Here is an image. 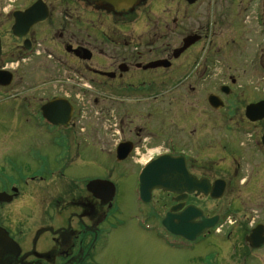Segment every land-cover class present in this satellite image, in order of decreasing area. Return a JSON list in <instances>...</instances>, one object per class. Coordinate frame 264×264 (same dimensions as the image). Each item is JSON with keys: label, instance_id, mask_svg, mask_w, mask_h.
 I'll return each mask as SVG.
<instances>
[{"label": "flooded vegetation", "instance_id": "flooded-vegetation-1", "mask_svg": "<svg viewBox=\"0 0 264 264\" xmlns=\"http://www.w3.org/2000/svg\"><path fill=\"white\" fill-rule=\"evenodd\" d=\"M164 1L0 0V72L9 74L0 81V264H136L120 262L113 246L128 219L159 250L188 255V264H264V214L255 207L264 117L245 114L264 98L252 99L239 74L213 73V57L230 66L234 51H244L243 26L232 21L223 32L216 25L209 39L207 25L180 39L177 10ZM210 2L224 12L255 7L251 30L264 35V0ZM34 5L32 17L40 18L31 23L22 14ZM188 36L197 39L179 52ZM211 126L225 136L215 145H234L235 157L211 159ZM229 131L245 137L232 140ZM245 140L262 159L242 150ZM163 158L166 166L184 163L182 178L208 190L142 194V172ZM175 176L173 168L156 173L181 189ZM235 179L239 187L229 193ZM217 180L223 191L214 198ZM126 197L138 211L124 213ZM195 209L215 222L193 239L163 223L170 214L174 228L184 225L186 213L191 232L201 222L193 215L190 223Z\"/></svg>", "mask_w": 264, "mask_h": 264}, {"label": "rangeland", "instance_id": "rangeland-1", "mask_svg": "<svg viewBox=\"0 0 264 264\" xmlns=\"http://www.w3.org/2000/svg\"><path fill=\"white\" fill-rule=\"evenodd\" d=\"M170 3H167V2ZM178 1V3H176ZM212 0H198L194 5H191L190 7L187 6V4L183 3L179 0H165V5L167 6L168 11L177 10V18H178V26H179V37L180 39L188 32H194L197 31L199 28H206L207 25H209V28L211 31H208L210 34L209 39L212 36L213 33V27L217 25L216 31L221 29L223 32H227L225 29V25H231L230 22L235 21L238 22V26L242 27L239 28V30H243L244 35L241 38V41H244L245 44L243 45V52L240 50L234 51L235 55L232 56L231 59H228V62H232L228 64L223 63V66H221V63H215V60L218 58L217 56L213 57V64L216 66V70L214 69L213 73L217 72L218 70H222L226 72L227 74L237 75L240 76V83L242 86L247 88L250 92H253L252 99L255 98H264V35L261 33V28L256 30H251V25H254L256 21L253 20V17L255 16L254 10L255 7L243 9L240 8L241 13L238 12L239 8L232 7L227 8L226 12H224L223 9H225V6H213ZM230 1V0H228ZM261 1V0H260ZM182 2V3H181ZM262 3V2H260ZM260 5V4H259ZM162 5H160V8ZM243 9V11H242ZM176 15V14H174ZM231 16L230 20L227 21L224 17V20L222 19L223 16ZM248 15L246 18H243L244 16ZM234 17V18H233ZM260 17L264 20V13L260 14ZM259 22H261L259 18ZM216 23V24H215ZM249 26V29L247 28ZM248 29V31L246 30ZM250 38V40H248ZM248 40V44L246 43ZM217 42V46H218ZM241 48V50H242ZM258 48H260V51H257ZM239 58H237V57ZM231 57V54H230ZM254 58V62H253ZM247 59V60H246ZM251 59V62L248 61ZM257 61L255 62V60ZM240 60V61H239ZM243 61L244 62L242 65ZM250 63L248 66V69L244 72L243 69L246 68L247 63ZM254 89V90H253ZM247 98V97H246ZM250 99V98H249ZM248 99V100H249ZM246 100V102L248 101ZM230 102V100H228ZM199 103L196 102V108H198ZM244 103L241 105L243 107ZM238 106V105H237ZM203 109V108H202ZM235 108H232L231 112ZM200 110V108L198 109ZM228 108H226V111ZM224 111V110H223ZM225 112V111H224ZM229 123L233 124L236 123V121H229ZM208 132H211L212 139L215 140L212 143L215 145H218V140H216L217 137L223 136L221 135L222 131L217 130V127H208ZM232 133V134H231ZM229 131L228 138L234 140V138H240L245 137V135H237L234 132ZM240 136V137H239ZM216 137V138H215ZM224 140V139H223ZM224 146H213L212 151L209 152L211 159L218 160L220 156L229 158L230 155H233L235 157L236 151H233L232 148H235L234 145H226L223 142ZM248 148H247V147ZM242 150L246 149L248 152V155L251 156L255 161L260 157L259 153L253 148L251 143L249 144L248 141L245 140L244 145L242 146ZM218 150V151H217ZM245 152V153H246ZM207 155V152L204 153H197V156ZM257 156V157H256ZM262 159V157H260ZM232 162V160L230 161ZM264 162V161H263ZM231 165L233 164L230 163ZM264 164V163H263ZM262 165V163H261ZM232 183V186H230L227 191L230 192H236V188L239 187V185L236 182ZM261 181V182H260ZM260 183H257V188L255 191L257 192L256 197V206L259 209V213L264 214V211L262 212L261 206H263L262 209H264V178L260 177ZM250 191H254V187L249 189ZM229 198V197H227ZM133 197H126L125 199H122V209L125 212H130L131 210L135 211L137 210V205L135 203ZM138 211V210H137ZM121 230L127 229L126 233L122 232L118 234L114 239V248H115V255L119 257L121 260L120 262H132V263H141V264H188V255H182L179 256L175 254V252L168 250V251H161L159 250V246L157 245L156 240L152 239L148 234H139V231H137L133 226V221L128 219L123 223Z\"/></svg>", "mask_w": 264, "mask_h": 264}, {"label": "water", "instance_id": "water-1", "mask_svg": "<svg viewBox=\"0 0 264 264\" xmlns=\"http://www.w3.org/2000/svg\"><path fill=\"white\" fill-rule=\"evenodd\" d=\"M90 2H93V1H100V2H103V3H107V4H110V5H113V6H119L121 4H124V5H133L134 3H136L138 0H88ZM189 3H194L196 0H187ZM36 8V5L32 6L31 8L27 9L22 15L24 17H27L28 18H32L31 19V23L35 22V20H37V18H40L39 16H33L32 17V14H33V10ZM30 23V24H31ZM197 39L196 36H188L186 38H184L183 40V46L181 47V49H179V52L182 51L184 48L188 47L191 43H193L195 40ZM3 74V75H2ZM8 73L4 72V73H1L0 72V81L2 80V78L5 80V82H8L9 79H8ZM209 103L211 104V106L215 107V108H218L219 106H221V102H219V100L217 99L216 96H210L209 99H208ZM245 114L247 116V118L249 120H255V119H261L264 117V100H261L257 103H252V104H249L248 106H246L245 108ZM263 141V145H264V137L262 139ZM177 160V159H176ZM166 163V160L164 161V158L163 159H157L153 164H151L150 166L147 165V167L144 169V171L142 172L141 174V177H140V190H141V193L144 194V190L148 187V188H154V187H163L165 189H168V190H179V191H182V190H185L186 189V185L189 186V189H187L189 192L193 191L194 189L197 190V192H200V191H203V192H206L208 189V186H207V183L205 182L202 183L201 181L199 180H193L194 178H192L191 180H184L182 177L183 176H187V171H186V168H185V165L184 163H182L179 167L178 166H166L165 165ZM164 164V168H163V165ZM158 166V167H157ZM173 168L174 171H175V181H174V184H177V186H182V188L180 189H173V187H171L170 185V181H161L159 178L157 179L156 178V173H158V169L159 170H162V172L165 173V171L167 169H171ZM206 186V189H204ZM223 191V182L220 181V180H217L213 187H212V196L214 198H218L221 193ZM144 200H147L148 199V196L147 197H143ZM190 217L189 219L190 220V223H193L192 222V218H193V215L196 217V218H200L201 219V222H199V224H197L195 230H192L191 232L187 229V219H186V213L184 214V218L183 219H180L181 222H184V223H181V224H184V225H181L180 224L178 225V227H175L173 226V224L175 223V221L173 220V216H171L170 214H168L165 218H164V225L167 226V228L171 231V232H174V233H177L187 239H193L195 236L201 234L203 232V230L205 229L206 226H208L209 224H214L215 222V218L211 219V220H208L206 219L205 217L202 216L201 212L197 209L193 210L190 212Z\"/></svg>", "mask_w": 264, "mask_h": 264}]
</instances>
